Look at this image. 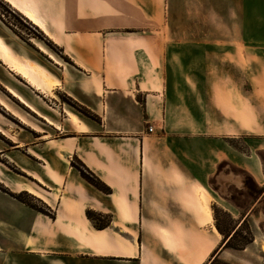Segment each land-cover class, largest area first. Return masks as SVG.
I'll return each instance as SVG.
<instances>
[{
	"label": "crops",
	"instance_id": "0c3cea01",
	"mask_svg": "<svg viewBox=\"0 0 264 264\" xmlns=\"http://www.w3.org/2000/svg\"><path fill=\"white\" fill-rule=\"evenodd\" d=\"M8 1L48 36H61L78 70L101 79L106 94H93L101 132L77 117L82 131L48 140L55 154L17 163L25 174L17 195L40 197L44 210L0 188V264L239 259L216 211L238 228L264 205V0ZM185 17L187 28L179 24ZM30 67L19 73L30 77ZM52 88L41 79L38 90ZM230 139L248 150L232 149Z\"/></svg>",
	"mask_w": 264,
	"mask_h": 264
},
{
	"label": "rangeland",
	"instance_id": "374dc122",
	"mask_svg": "<svg viewBox=\"0 0 264 264\" xmlns=\"http://www.w3.org/2000/svg\"><path fill=\"white\" fill-rule=\"evenodd\" d=\"M188 23L189 19L185 17L179 24L187 28ZM180 37L182 42L190 40L188 34ZM60 39L61 36H48L8 0H0V188L43 210L45 206L41 204L40 197L25 191L17 195L19 175H25L17 163H21L25 155L32 156L33 152L43 157L55 154L57 146L54 145L57 143L48 140L63 139L71 135L74 128L82 131L83 126L81 129L78 127V118L95 128L91 132H101V107L95 104L93 94H106L101 79L78 70L75 58L63 48ZM2 47H6L10 54H6ZM30 64L37 67V72L34 69V73L29 71L30 77L26 78L19 71L29 70ZM41 79L53 84L52 94L38 90ZM66 111L71 112L68 113L69 117ZM48 116L60 125V129L47 123H52ZM188 118L189 115L183 113V121L188 122ZM229 142L235 150H244L246 145L241 139H230ZM20 143H24L23 146L16 147ZM51 145L54 148L50 149ZM262 157L264 159V150ZM73 164L85 173L79 160L75 159ZM221 169L236 171L226 165ZM29 185L49 201L55 198V195H49L38 186ZM216 185L214 181L213 187ZM246 185L255 193L253 181L248 179ZM199 196L202 197L200 190ZM233 198L238 201L236 193H233ZM203 203L201 209L205 212L208 202L203 199ZM216 212L223 223L219 229L231 236L227 247L240 255L239 259H231L227 264H264V205L238 228L237 220L230 213Z\"/></svg>",
	"mask_w": 264,
	"mask_h": 264
},
{
	"label": "trees",
	"instance_id": "16d2710c",
	"mask_svg": "<svg viewBox=\"0 0 264 264\" xmlns=\"http://www.w3.org/2000/svg\"><path fill=\"white\" fill-rule=\"evenodd\" d=\"M85 175V177L91 182L93 183L95 186L99 187V188H103V186L100 184V182H98L97 179H95L94 177H91L89 175H86L85 173H83ZM19 200H21V198L17 197ZM93 214L89 213V217H92Z\"/></svg>",
	"mask_w": 264,
	"mask_h": 264
},
{
	"label": "built area",
	"instance_id": "2783aa9c",
	"mask_svg": "<svg viewBox=\"0 0 264 264\" xmlns=\"http://www.w3.org/2000/svg\"><path fill=\"white\" fill-rule=\"evenodd\" d=\"M153 131H154L153 127H149V132L153 133Z\"/></svg>",
	"mask_w": 264,
	"mask_h": 264
},
{
	"label": "bare ground",
	"instance_id": "6f19581e",
	"mask_svg": "<svg viewBox=\"0 0 264 264\" xmlns=\"http://www.w3.org/2000/svg\"><path fill=\"white\" fill-rule=\"evenodd\" d=\"M16 147H17V145H16ZM227 179V178H226ZM218 236H219V234H218ZM263 250H264V245H263Z\"/></svg>",
	"mask_w": 264,
	"mask_h": 264
}]
</instances>
